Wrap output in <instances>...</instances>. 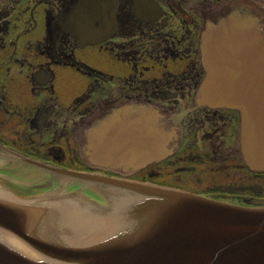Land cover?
<instances>
[{
  "label": "flooded vegetation",
  "instance_id": "flooded-vegetation-1",
  "mask_svg": "<svg viewBox=\"0 0 264 264\" xmlns=\"http://www.w3.org/2000/svg\"><path fill=\"white\" fill-rule=\"evenodd\" d=\"M220 1L0 0V187L21 197L62 188L103 201L96 186L23 155L237 204L264 199V172L233 149L240 110L197 99L206 73L202 13ZM151 104L169 107L181 142L136 169L135 135L145 134ZM81 146L109 149L119 163L93 165Z\"/></svg>",
  "mask_w": 264,
  "mask_h": 264
},
{
  "label": "water",
  "instance_id": "water-1",
  "mask_svg": "<svg viewBox=\"0 0 264 264\" xmlns=\"http://www.w3.org/2000/svg\"><path fill=\"white\" fill-rule=\"evenodd\" d=\"M202 17L206 73L197 99L240 110L233 149L249 169L264 172V1L221 0ZM148 111L145 134L135 135L136 169L164 160L181 142L169 107ZM79 152L93 165L120 159L93 146ZM19 157L96 186L103 201L62 188L21 197L0 187V264H264V199L230 203Z\"/></svg>",
  "mask_w": 264,
  "mask_h": 264
}]
</instances>
